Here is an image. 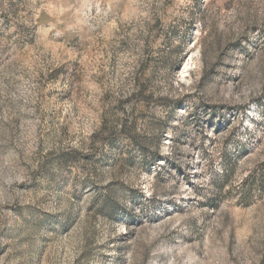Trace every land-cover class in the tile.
<instances>
[{
    "label": "rangeland",
    "instance_id": "obj_1",
    "mask_svg": "<svg viewBox=\"0 0 264 264\" xmlns=\"http://www.w3.org/2000/svg\"><path fill=\"white\" fill-rule=\"evenodd\" d=\"M0 264H264V0H0Z\"/></svg>",
    "mask_w": 264,
    "mask_h": 264
},
{
    "label": "trees",
    "instance_id": "obj_2",
    "mask_svg": "<svg viewBox=\"0 0 264 264\" xmlns=\"http://www.w3.org/2000/svg\"><path fill=\"white\" fill-rule=\"evenodd\" d=\"M129 140L132 141L131 137H129ZM142 154H143V152H142ZM73 162H78V161L75 160V161H73ZM102 205H103V204H102ZM101 207H103V206H101ZM112 208H113V207H112ZM112 208L110 209L111 212H113V209H112Z\"/></svg>",
    "mask_w": 264,
    "mask_h": 264
}]
</instances>
